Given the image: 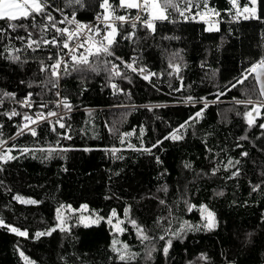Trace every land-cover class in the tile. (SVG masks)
I'll use <instances>...</instances> for the list:
<instances>
[{
	"label": "trees",
	"instance_id": "obj_1",
	"mask_svg": "<svg viewBox=\"0 0 264 264\" xmlns=\"http://www.w3.org/2000/svg\"><path fill=\"white\" fill-rule=\"evenodd\" d=\"M238 1L241 7L251 6L249 0ZM48 2V11L57 21L61 17L56 8L83 20L103 11L102 0ZM174 2L183 10L185 0ZM207 2L219 13L214 18L218 29L209 31L206 22L196 18L204 10L201 0H193L201 7L186 12L188 19L168 8V18L155 21V32L144 27L148 14L140 12L135 29L133 22L117 26L113 50L119 60L114 56L92 59L99 71L86 66L73 70L69 63L67 74L62 68L57 87L50 83L55 80L50 72L40 69L54 63L64 50L52 45L28 49L27 33L12 31L0 21L6 29L0 37V99L4 101L0 103V139L7 141L4 147L13 148L16 157L0 161V219L28 232L21 237L0 227V264H26L20 252L34 264H264V128L260 127L264 108L249 126L245 113L253 105L236 103L263 98L253 76L232 87L264 58V0H257L259 19L237 16L230 0ZM109 3L117 9L116 15L138 14L135 9H120L119 0ZM37 22L46 21L37 17ZM24 23L31 30V21ZM133 32L130 39L124 38ZM53 36L59 39L50 29L45 38ZM32 38L39 39L40 34L34 31ZM5 48L20 49L12 53L20 61L7 59ZM104 59L118 65L122 75L105 71ZM123 60L156 75L145 80L126 68ZM170 64L179 65V72ZM58 88L75 109L63 122L66 128L56 125L53 132L43 122L36 126V137L27 132L17 136L25 114L54 109ZM30 92L31 108L10 103ZM3 93H15V97L9 99ZM41 103L48 106L40 108ZM13 108L20 115L8 119L6 113ZM201 110V117L189 120ZM185 121L189 123L182 139H165ZM129 144L151 152L137 151ZM22 148L33 151L21 153ZM49 148L56 151L36 150ZM16 196L37 203L22 204ZM62 205H87L103 219L91 225L70 222L68 230L57 228L37 238V232H49L57 222L56 210ZM201 206L215 214L217 226L211 231L204 227ZM113 210L127 217L123 234L105 219ZM131 220L149 239L141 240ZM177 232L178 236L173 235ZM169 240L171 247L165 254ZM113 241L115 247L127 242V254L135 253V258L120 261Z\"/></svg>",
	"mask_w": 264,
	"mask_h": 264
},
{
	"label": "snow or ice",
	"instance_id": "obj_2",
	"mask_svg": "<svg viewBox=\"0 0 264 264\" xmlns=\"http://www.w3.org/2000/svg\"><path fill=\"white\" fill-rule=\"evenodd\" d=\"M75 3H80V0H74ZM204 8V12L200 13L197 12V15H200L201 19H205V17L209 13H214V10L210 9L208 7L207 0H201ZM230 3L237 7V16H239L241 13L238 9V6L236 4V0H230ZM249 4L251 7H245L243 9L244 13H247V15H244V19H250V18H256L259 19L257 15V0H249ZM50 7L48 0H0V21L4 22L8 29H11L12 31H16L17 29H22L27 33V44L26 47L28 49H32L35 51L36 49L40 48L41 46H47L52 45L55 47H60L61 50L66 49L67 52L64 53V55H60L57 53V56L55 58V62L41 67V71H48L50 72V78L54 77L55 80L50 79V83H52L53 87H57L58 80L61 75V68H63V71L65 74L68 72V64H72L73 70H79L80 66H86L89 70L92 71H99L98 66H94L92 63V59H95L97 61L101 60L102 57H112L114 56V53L111 51L112 45L116 43V37L119 35L118 28L116 26V22L119 21L121 24L127 23L129 20V17L124 15H116V8L113 7L112 4L109 3V0H102L99 7L103 9V13L101 16H98L97 19H100L103 24V29L100 26H88L79 23L75 18V13H72L71 18L68 16H64L63 19L57 21L56 17L52 15L51 11H48V8ZM118 7L120 9H128L137 10V15L134 17L132 28H136L135 21L141 20L140 12H145L148 14V19L143 21V25L145 28L155 32V21L157 20H166L168 18L167 16V10L168 8H173L174 10L178 11L181 16H184L185 19H188L187 16H185L186 12H190L193 7L199 9L201 7V3L193 4V0H185V5L183 10H181L179 4L175 3L174 0H119ZM54 11L62 12L61 9L56 8ZM215 15H219V13H214ZM37 17L42 18V20L46 21L44 23H38ZM195 18L194 16L192 17ZM31 21V30L29 29V25L24 23V21ZM70 24L74 25L75 27L72 29H69L67 27L60 28L57 27V24ZM54 29L57 33L59 39L57 36H53L51 40L45 38L46 33L50 30ZM209 31H212V28L208 29ZM37 32L40 34L39 39H33V32ZM6 34V29L4 27H0V37ZM135 33H129L128 36L124 37L125 39H130ZM16 39L24 40L25 37H16ZM62 39V44H61ZM75 41V43H73ZM83 49V51H80ZM5 51L9 53L7 56V59L18 62L20 61V56L12 54L13 52L19 53L20 49H11V48H5ZM67 57V59L65 58ZM50 60L54 59L53 57H49ZM115 59L119 60V57H115ZM104 70L109 71L113 75L120 76L122 75L119 71L118 65L111 63V61L104 59ZM110 65V67H109ZM124 66L128 69H131L132 71H137V69L134 67L132 63H125ZM169 67L173 68L177 73L179 72L180 68L179 65H172L170 64ZM139 71L143 74L144 69H139ZM150 75H156L155 73H151ZM250 76L254 77V80L258 84V91L259 96L261 98H264V58H261L258 62L253 64L249 69L246 70V72L242 75V77L236 81L235 84L232 85L233 88H235L237 85L243 84ZM145 80H149V75H144L143 77ZM113 88H116L117 86L115 84L112 85ZM180 89H176V91H179ZM223 93H221L222 95ZM57 96H59V92L56 93ZM3 96L9 99H12L15 97V93H3ZM32 93H28V96L25 98L24 101H21L20 103L28 108H31L32 101H31ZM188 100L191 101L192 97H188ZM0 103H3V100L0 99ZM237 104H251L253 105L252 110L245 113V116L247 117V122L249 126H252L255 123L256 117L261 115V109L264 108V99H261L260 102H254L252 99L248 100H236ZM63 106L64 109L67 111H71L72 105L68 102L66 98L61 99L57 101V107ZM48 105L45 103L40 104V108H46ZM207 107V105H205ZM8 119H11L12 117L19 116L20 113L16 112L15 110L11 111L10 113H6ZM201 112H197L194 117H190L189 120H196L197 118L201 117ZM52 117H58L55 122L50 119ZM65 119L64 116H58L57 112L55 111H48L47 114L44 112H37L35 116L27 115L25 114L23 116L24 123L22 126H17L18 131L16 133L17 136L24 135L26 132L29 133L31 136L36 137L37 136V130L35 127H32V125H37L41 122H47L51 125V131H56V125L59 126L60 129H65L66 125L62 121ZM188 121H185L184 124H181L178 129H175L172 133H170L169 136L165 137V139H174L179 140L183 137L181 135H178L177 133L180 132L181 129H185L188 125ZM2 127V126H0ZM261 128H264V124L260 125ZM132 133H126L125 136L131 135ZM2 135V134H0ZM143 135V129H141V136ZM66 139H71L70 136H65ZM123 143V140L121 141ZM157 143H160V141H157ZM7 144V141L4 139H0V161L7 162L9 160L16 159L15 156L11 155V152L13 151V148H5L4 146ZM156 145H153L152 147H155ZM14 147V146H13ZM129 148H134L137 151H145V152H151L150 148H135L134 145L129 144ZM39 151H48L49 153L56 151L54 148L49 149H36ZM63 151H67V149H61ZM21 153H28L30 151H33V149L29 148H22L20 149ZM113 153L118 151V149H112ZM243 155H247V153H243ZM237 163H239L237 161ZM229 165H232V162L229 161ZM238 172L233 173V175H237ZM257 188H259V185L255 186L253 191H255ZM16 200H18L22 204H36L37 201L35 200H25L20 196L15 197ZM163 203V201H161ZM64 206H61V208H58L56 210L57 215L56 219L59 221L56 228L51 229L49 232H37L36 236L39 238L40 236L44 235H50L52 231H56L57 228L61 231L68 230L65 227V220L62 215V210ZM70 208V206H69ZM82 208L86 209L87 205H83ZM202 216L205 219L206 223L204 224V227L211 231L214 229L216 225L215 221V214L212 213L207 209L206 206H201ZM127 213V210H125ZM117 213L115 210L112 211L111 216L108 218V223H112V218L116 217ZM103 219V218H100ZM98 222V221H94ZM123 220H118L117 224L115 225L116 231H123L119 227L120 224H122ZM132 225L137 228V233L141 237V240H147L149 237L144 233V230L136 225V221H131ZM187 224V222H185ZM0 227H7L9 231L21 236V237H27L28 232L26 230H20L16 227H13L11 225H5L4 221L0 219ZM188 227H191L188 225ZM181 231H183V226L181 228ZM180 233H173V235L178 236ZM160 239H164V237H160ZM117 242L113 241V251L119 252V260L120 261H128L130 259H134L137 254H132L129 256L127 254L128 245L125 244L123 246V250L117 249L115 247V244ZM171 240L167 242V246L164 247L163 251L165 254L168 253L169 247H171ZM151 253H149V256ZM20 256L24 258L26 264H34V262H31L28 260L26 256H24L23 252H20Z\"/></svg>",
	"mask_w": 264,
	"mask_h": 264
},
{
	"label": "rangeland",
	"instance_id": "obj_3",
	"mask_svg": "<svg viewBox=\"0 0 264 264\" xmlns=\"http://www.w3.org/2000/svg\"><path fill=\"white\" fill-rule=\"evenodd\" d=\"M236 4H237L238 9H239V11L241 13L239 15V17L243 18L244 15H247V13L243 12V9L246 6L241 7L238 0H236ZM247 7H251V6H247ZM209 8L212 9L211 7H209ZM234 9H235L236 15H237V7H234ZM204 11L205 10H203V12ZM203 12H200V13H203ZM214 13H209L205 17V19H201L200 15H197L196 18L204 20L206 22V25H207L208 29L212 28L213 30H216V29L219 28V22H218V20L214 19L215 18V14ZM254 102H258V101H254ZM183 131H184V129H181L180 132L177 133V134L182 136ZM23 199L28 200L30 198H23ZM62 206H64V208L62 210V215H63L64 220H65V227H67L70 222H78V223H81V224H84V225H91V224H95V223H98L99 221H101L100 218H102V216L98 213V211L96 209H90L88 206H87L86 209H84V208H82L83 205H81L79 207H76V208L72 207L70 205H68V206L67 205H62ZM69 206H70V208H69ZM56 215H57V212H56ZM56 215H55V217H56ZM110 216H111V214L108 217H106L105 219L108 221V218ZM118 220H123L124 221L122 224L119 225V227L121 229H123V231H117L119 234H123L127 230V228H126L127 217L117 214L116 217L112 218V223L110 224V226L116 231L115 225L117 224ZM94 221H98V222H94ZM58 223H59V221H57L55 224H53L50 227V230L53 229V226L54 227L57 226ZM150 240H151V243H150L151 249H155L156 245H155L154 240L153 239H150ZM120 243H122V244H120L119 246H116V248L122 250L123 246L125 244H127V242L124 241V242H120ZM66 264H75V263H66Z\"/></svg>",
	"mask_w": 264,
	"mask_h": 264
},
{
	"label": "built area",
	"instance_id": "obj_4",
	"mask_svg": "<svg viewBox=\"0 0 264 264\" xmlns=\"http://www.w3.org/2000/svg\"><path fill=\"white\" fill-rule=\"evenodd\" d=\"M61 10H62V9H61ZM103 11H104V10H103ZM103 11L99 12L98 14H96V15H95L93 18H91L90 20H83V19H81L76 13H75V18H76V20H77L79 23H81V24L88 25V26H100V27L103 29L102 21H101L100 19H97L98 16H101V15H102ZM59 14H60L61 19H63V17H64L65 15L68 16L69 18H71V15H72L71 12L66 11V10H62V12H59ZM123 15L129 17L128 22H133L134 17H130L129 13H124ZM119 23H120V22L117 21V22H116V26H118ZM65 27H67V28H69V29H72V28H74L75 26H74V25L67 24V23H64V25H63L62 27H60V28H65ZM73 43H75V41H74ZM113 48H114V44L112 45L111 51L114 53V57H118V56L116 55V53L114 52ZM80 51H83V49H81ZM66 52H67V50L64 49V51H63L60 55H64V53H66ZM65 58L67 59V57H65ZM123 62H124V63H127V62L124 61V60H123ZM133 65H134V64H133ZM134 67L137 69V71H135V72H137L140 76H142V77H144V75H149L150 77L152 76V75H150L151 73H153L151 70L146 69V68H138V67H136L135 65H134ZM139 69H144L143 74L139 71ZM61 71H62V68H61ZM115 85H116V84H115ZM116 86H117V85H116ZM113 90L117 92V91H118V86H117L116 88H113ZM57 92H59V96L56 95V99H55V102H54L55 107H54L53 110H50V111H55V112H57L58 116H64L65 119L62 121V122H64V121H65L66 119H68L69 116L75 111V109H74V108H71V111H67L66 109H64V107H63L62 105L59 106V107H57V101L66 98L65 96H63V94H62L60 88H58V90L56 91V93H57ZM24 100H25V98L22 99V100H20V101H15V100H14V101H10V103H11V104H14V103H20L21 101H24ZM3 102H4V101H3ZM1 104H3V103H1ZM32 104H33V102H32ZM13 110L16 111L17 109H16V108H13ZM41 111L44 112L45 114H47V112H48V111H45V110H36V111H34L33 113H31V114H29V115H31V116L34 117L35 114H36L37 112H41ZM57 118H58V117H52V118H50V119H51V120L53 121V123H54L55 120H56ZM23 123H24V120H23ZM41 123H43V122H41ZM39 124H40V123H39ZM39 124H37V125H32V127H35V128H36V126H38Z\"/></svg>",
	"mask_w": 264,
	"mask_h": 264
},
{
	"label": "water",
	"instance_id": "obj_5",
	"mask_svg": "<svg viewBox=\"0 0 264 264\" xmlns=\"http://www.w3.org/2000/svg\"><path fill=\"white\" fill-rule=\"evenodd\" d=\"M258 85V84H257ZM264 99V98H263Z\"/></svg>",
	"mask_w": 264,
	"mask_h": 264
}]
</instances>
